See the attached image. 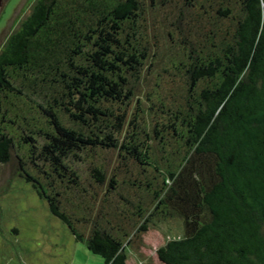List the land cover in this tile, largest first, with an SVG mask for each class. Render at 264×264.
Listing matches in <instances>:
<instances>
[{
    "label": "trees",
    "instance_id": "obj_1",
    "mask_svg": "<svg viewBox=\"0 0 264 264\" xmlns=\"http://www.w3.org/2000/svg\"><path fill=\"white\" fill-rule=\"evenodd\" d=\"M27 7L0 44V163L103 264L172 217L161 263L264 264V0Z\"/></svg>",
    "mask_w": 264,
    "mask_h": 264
},
{
    "label": "rangeland",
    "instance_id": "obj_2",
    "mask_svg": "<svg viewBox=\"0 0 264 264\" xmlns=\"http://www.w3.org/2000/svg\"><path fill=\"white\" fill-rule=\"evenodd\" d=\"M27 5L28 0H0V44ZM113 166L114 157L109 168ZM181 231L179 217L151 226L129 252L127 264H163L156 248ZM0 264H103V259L74 238L30 183L13 174L10 164L0 163Z\"/></svg>",
    "mask_w": 264,
    "mask_h": 264
}]
</instances>
